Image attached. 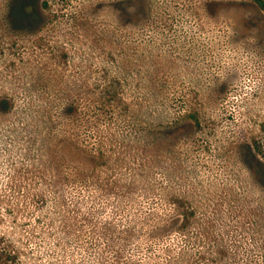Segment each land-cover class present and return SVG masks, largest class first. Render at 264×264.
Instances as JSON below:
<instances>
[{
    "label": "rangeland",
    "instance_id": "rangeland-1",
    "mask_svg": "<svg viewBox=\"0 0 264 264\" xmlns=\"http://www.w3.org/2000/svg\"><path fill=\"white\" fill-rule=\"evenodd\" d=\"M5 97L0 237L22 264H264L251 0H0ZM69 103L77 145L107 152L88 184L56 179L67 129L32 118Z\"/></svg>",
    "mask_w": 264,
    "mask_h": 264
},
{
    "label": "trees",
    "instance_id": "trees-1",
    "mask_svg": "<svg viewBox=\"0 0 264 264\" xmlns=\"http://www.w3.org/2000/svg\"><path fill=\"white\" fill-rule=\"evenodd\" d=\"M251 1L264 13V0ZM15 108L14 99L5 97L0 101V111L11 112ZM32 118L38 119V122H34L37 127L45 124L48 137L54 136L53 130L60 125L67 129L65 132L61 131L62 136L55 139L52 146H46L52 170L56 173V179L59 182L74 181L88 184L91 182L92 174L97 173L100 167L107 164V152L104 148L93 150L86 146H79L75 142L72 132L68 131L74 123V104H66L62 107V112L58 114L32 116ZM262 174V179H264V169L261 170ZM0 264H22L19 253L11 245L3 242L2 237H0Z\"/></svg>",
    "mask_w": 264,
    "mask_h": 264
}]
</instances>
